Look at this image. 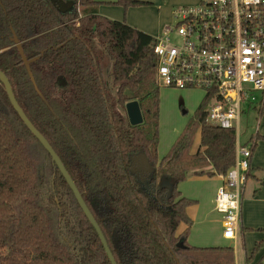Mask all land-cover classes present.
<instances>
[{
  "label": "trees",
  "instance_id": "16d2710c",
  "mask_svg": "<svg viewBox=\"0 0 264 264\" xmlns=\"http://www.w3.org/2000/svg\"><path fill=\"white\" fill-rule=\"evenodd\" d=\"M98 6L75 0L64 14L50 0H0L2 27L21 41L34 77L16 47L0 54L18 103L61 158L117 264H236L232 246L189 243L188 208L197 201L179 189L191 172L228 173L236 162L235 129L208 121L205 98L160 158L157 40L100 15ZM130 101L139 102L141 124L127 120ZM13 108L0 83V264H112L67 180ZM260 139L250 138L252 152ZM141 153L154 169L149 185L174 183L166 203L158 199L165 189L156 195L130 172L131 157Z\"/></svg>",
  "mask_w": 264,
  "mask_h": 264
},
{
  "label": "built area",
  "instance_id": "2783aa9c",
  "mask_svg": "<svg viewBox=\"0 0 264 264\" xmlns=\"http://www.w3.org/2000/svg\"><path fill=\"white\" fill-rule=\"evenodd\" d=\"M173 16L156 37L157 83L203 90L208 121L236 131V162L222 175L215 199L223 237L235 240L253 154L240 143L241 118L247 108L257 119L264 115V0H198Z\"/></svg>",
  "mask_w": 264,
  "mask_h": 264
},
{
  "label": "rangeland",
  "instance_id": "374dc122",
  "mask_svg": "<svg viewBox=\"0 0 264 264\" xmlns=\"http://www.w3.org/2000/svg\"><path fill=\"white\" fill-rule=\"evenodd\" d=\"M181 6V5H180ZM179 6V7H180ZM189 6V5H188ZM174 22V21H173ZM106 79L109 80L110 64L104 65ZM205 92L201 89H176L170 87L161 88V134L159 153L160 156L166 154L176 140L178 132H181L186 124L194 116L196 109L204 99ZM247 105H244V108ZM264 116L256 118V113L252 108H247V112L241 118V138L240 143L251 147L252 136L257 133L264 135ZM264 140H258V145L253 151L254 159L251 163L258 168H254L253 175L247 178L242 191L240 232L236 240H223L222 245L234 247L238 257V264H248L247 257L252 254L258 243L264 241ZM263 142V145H261ZM199 145V133L196 135L194 146ZM164 152V153H163ZM186 179L185 181H187ZM185 181L179 184L182 185ZM190 198V197H189ZM215 210L216 204H215ZM244 219V223H243ZM195 221V220H193ZM247 227V228H245ZM196 236L200 235L201 228L197 221L192 225ZM191 228V229H192ZM255 228V229H251ZM214 233H218L215 228ZM223 234V233H222ZM264 244L255 251V257L262 254ZM264 264V260L262 262Z\"/></svg>",
  "mask_w": 264,
  "mask_h": 264
},
{
  "label": "crops",
  "instance_id": "0c3cea01",
  "mask_svg": "<svg viewBox=\"0 0 264 264\" xmlns=\"http://www.w3.org/2000/svg\"><path fill=\"white\" fill-rule=\"evenodd\" d=\"M97 1L99 2L98 12L100 15L110 18L112 20L126 22L130 26H133L156 38L162 34L163 29L166 25L173 23V12L177 7H179L180 5H194L197 3L198 0H138L142 1L144 4L130 7L128 9H125L123 6L116 4L117 0ZM179 134L180 132H178L176 137H178ZM263 142H261V145H263ZM197 148L198 147L194 146L193 150ZM166 151L168 152L169 150ZM160 154L161 153H159V155ZM165 155L166 154L160 156V158H163ZM252 159H254L253 154L251 160ZM251 167L259 169V167L255 166L254 163L253 166L251 163ZM187 179V181H185L184 183H182V185L179 186V189L181 190L184 196L190 197L191 199L197 201L196 204L188 208V215L192 218V220H195L194 223L197 221V224H200L201 228L200 235L196 236V232L191 227L192 229L190 231L188 239L189 243L197 246H223L221 243H225L222 242L223 240L225 241V239L222 234L224 230L222 215L215 210V199L217 190L223 182L222 175H200L196 174V172H191ZM165 193L163 192V194ZM163 194H161V196ZM241 222L242 217L240 218V223ZM215 228L218 229V233L216 234L213 231ZM184 229L185 225H181L179 231H183ZM240 229L241 227L239 224L238 234L240 232ZM238 234L237 239L239 236ZM250 256H248L247 258H249ZM235 260L236 264H238V257L236 253ZM263 260L264 252L256 257L254 256L251 262L248 264H262Z\"/></svg>",
  "mask_w": 264,
  "mask_h": 264
},
{
  "label": "water",
  "instance_id": "95a60500",
  "mask_svg": "<svg viewBox=\"0 0 264 264\" xmlns=\"http://www.w3.org/2000/svg\"><path fill=\"white\" fill-rule=\"evenodd\" d=\"M50 1H51V4L59 12L64 13V14L72 12L75 8V0H50ZM15 40H16L15 42H17V44H18V48H19V51L22 55V59L26 64V68L28 70L29 76H30L31 80L34 81V77L32 76L33 73H32L31 67H30V62L23 52L22 46L19 43V39L16 38ZM0 79L3 81V83L5 85V90L8 94V97H9L13 107H14L13 109L16 110V112L18 113V115L22 119V121L27 125V127H29L30 131L37 137V139L41 142V144L49 152L54 163L57 165V167L59 168V170L61 171V173L65 177V179L67 180L69 186L71 187V189H72L78 203L80 204L81 208L83 209L84 213L86 214V216L88 217V219L90 220L92 225L97 230L99 237L102 241V244L106 250V253H107L111 263L117 264L115 256H114L113 252L111 251V249L108 245V242H107V240L103 234V231H102L99 223L97 222L94 215L92 214L90 208L88 207L87 203L85 202V200H84L82 194L80 193L75 181L73 180V178L69 174V172L66 169L65 165L63 164L61 158L54 151V149L52 148V146L50 145L48 140L45 138V136L29 120V118L25 114L24 110L22 109V107L20 106V104L18 103V101L14 95L11 83L9 82L7 76L2 71H0ZM125 111H126L127 120L129 121V123L131 125H138V124H141L143 122V115H142V111H141V108H140L138 101L128 102L125 106ZM153 170L154 169H153L152 165L149 163L145 154L141 153V154H137V155H134L131 157L130 172L135 174L143 185H145L146 187H151L152 193H155L156 195H158V192L160 190H163V189L167 190L165 195H163L161 197L158 196V199L162 203H166L168 201V198L171 196V192H172L174 183L171 181L162 180L157 185L156 184L149 185V177H150L151 173L153 172Z\"/></svg>",
  "mask_w": 264,
  "mask_h": 264
},
{
  "label": "flooded vegetation",
  "instance_id": "af4514ba",
  "mask_svg": "<svg viewBox=\"0 0 264 264\" xmlns=\"http://www.w3.org/2000/svg\"><path fill=\"white\" fill-rule=\"evenodd\" d=\"M19 39L18 37H17V35L14 33V32H7V31H4V29H3V27H2V23L0 22V45H2V44H6L5 46H1L0 47V54L1 53H4V52H7V51H10V50H12L14 47H16L17 48V50H18V53H19V55H20V57H21V59H22V55H21V53H20V51H19V48H18V44H17V42H15L16 40L15 39ZM7 43H8V45H7ZM19 43L21 44V46H22V43H21V41L19 40ZM22 49H23V46H22ZM23 52H24V49H23ZM24 54H25V52H24ZM26 55V54H25ZM103 56H104V58L106 57V55H105V53L103 54ZM22 61H23V59H22ZM23 63L25 64V62L23 61ZM25 66H26V64H25ZM27 69V68H26ZM0 71H2L1 69H0ZM3 72V71H2ZM4 74H5V72H3ZM6 75V74H5ZM7 76V75H6ZM7 78H8V76H7ZM8 80H9V78H8ZM10 82V81H9ZM0 83L2 84V86H3V88H4V90H5V85H4V83H3V81L0 79ZM6 91V90H5ZM167 192V191H166ZM166 194V193H165ZM165 194H163V195H165ZM162 195V196H163ZM160 196V195H159ZM161 197V196H160Z\"/></svg>",
  "mask_w": 264,
  "mask_h": 264
}]
</instances>
